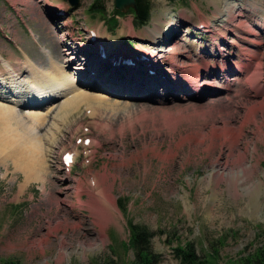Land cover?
<instances>
[{"label":"rangeland","instance_id":"374dc122","mask_svg":"<svg viewBox=\"0 0 264 264\" xmlns=\"http://www.w3.org/2000/svg\"><path fill=\"white\" fill-rule=\"evenodd\" d=\"M93 1L0 0V54L21 78H31L27 59L47 72L59 63L105 100L101 117L82 107L44 129L42 153L20 156L0 138V264H137L129 219L154 232L156 264H180L173 248L185 241L200 254L220 246L218 264L264 245V69L250 77L264 65V0H151L147 24L127 13L114 31L88 12ZM114 1L101 0L108 13ZM89 29L111 52L157 53L155 75L140 63L88 76ZM77 149L69 170L63 152Z\"/></svg>","mask_w":264,"mask_h":264},{"label":"bare ground","instance_id":"6f19581e","mask_svg":"<svg viewBox=\"0 0 264 264\" xmlns=\"http://www.w3.org/2000/svg\"><path fill=\"white\" fill-rule=\"evenodd\" d=\"M230 7L232 5L228 8ZM103 44H105L106 51L111 47L106 42H103ZM0 58L3 67L11 75L9 86H5V80L2 76L0 77V138L8 141L16 140L15 142H18L15 147L16 154L33 156L44 152L46 150L45 136L47 134L43 130L47 128L48 133H50V129L56 130L57 125H61V123L64 125L67 121L66 125L70 124V118L81 110L83 102L88 104L87 110H89L92 117H101L103 114L102 109H105L104 96L89 91L92 88L89 83L86 81L80 82L77 74L65 69L62 64L57 63L54 70L51 67V70L47 72L46 69L39 66L40 64L38 65V63L36 64L27 59L28 62H26L32 71L31 78L26 80L21 78L13 65L1 54ZM86 72L90 71L86 70ZM261 74V70L258 71L256 78H260ZM184 83V81H179L177 85L182 87L181 84ZM187 83L191 85V88L196 81L190 79ZM76 129L80 131V126ZM94 180V186L97 187L98 180L97 178H94ZM27 181H29V176L25 178V182ZM59 223L62 222L58 220L56 228H59ZM61 242L63 245L61 244L59 260L63 262L66 252L64 247L67 245L65 244V238Z\"/></svg>","mask_w":264,"mask_h":264},{"label":"trees","instance_id":"16d2710c","mask_svg":"<svg viewBox=\"0 0 264 264\" xmlns=\"http://www.w3.org/2000/svg\"><path fill=\"white\" fill-rule=\"evenodd\" d=\"M152 10L151 0H137V7L130 9L134 15V21L137 25H144L150 18ZM88 12L92 15L99 14L113 29L117 25V15H122L123 12L113 7L110 13L101 4V0H94L88 7ZM120 208L126 213L127 207L124 198L118 199ZM129 247H131L136 255L137 264H156L160 261V255L155 254L151 249V239L154 232L147 225L138 224L129 219ZM264 233V228H261ZM224 238L218 242L224 244ZM176 256L180 260V264H217L219 259V247L213 246L212 251L207 255H200L192 242H187L184 245H178L175 249ZM4 264H17L15 261L7 260ZM106 264H117L113 261H108ZM227 264H264V245L254 249L245 256L236 259H229Z\"/></svg>","mask_w":264,"mask_h":264},{"label":"water","instance_id":"95a60500","mask_svg":"<svg viewBox=\"0 0 264 264\" xmlns=\"http://www.w3.org/2000/svg\"><path fill=\"white\" fill-rule=\"evenodd\" d=\"M72 4H77L79 0H69ZM115 5L122 11L128 10L130 7H137L136 0H115Z\"/></svg>","mask_w":264,"mask_h":264}]
</instances>
